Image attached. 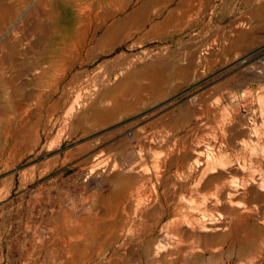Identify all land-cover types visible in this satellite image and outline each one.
I'll return each mask as SVG.
<instances>
[{"label": "rangeland", "instance_id": "374dc122", "mask_svg": "<svg viewBox=\"0 0 264 264\" xmlns=\"http://www.w3.org/2000/svg\"><path fill=\"white\" fill-rule=\"evenodd\" d=\"M66 1L0 0V264H264V0Z\"/></svg>", "mask_w": 264, "mask_h": 264}, {"label": "bare ground", "instance_id": "6f19581e", "mask_svg": "<svg viewBox=\"0 0 264 264\" xmlns=\"http://www.w3.org/2000/svg\"><path fill=\"white\" fill-rule=\"evenodd\" d=\"M64 3V7H66V6H68V4H67V1L66 0H62ZM68 13V12H67ZM69 15V14H68ZM244 143V142H243ZM203 144V143H202ZM210 145H211V143H210ZM209 145V146H210ZM243 145H245V143L243 144ZM200 146V145H199ZM212 146V145H211ZM201 148L203 147V146H200ZM215 147V146H214ZM197 149V148H196ZM215 149V148H214ZM212 151V150H211ZM195 154H196V156H197V158L196 159H198V160H196V161H200V160H202L203 158H205V151H203V149L202 150H194L193 151ZM214 153V152H213ZM207 157V156H206ZM216 157L217 156H215V154H211V156H209L208 155V158H207V166L204 168V170H203V175L201 176V178L199 179V181L197 182V184L196 185H194L196 188H207V187H209L210 186V184H211V180L212 179H210L208 176H207V174L208 173H210L209 171H212L214 168H215V162H216V160L217 159H219V158H217L216 159ZM222 158V157H221ZM206 159V158H205ZM219 161V160H218ZM197 162V163H198ZM201 162V161H200ZM219 163H220V161H219ZM199 164V163H198ZM217 164V163H216ZM199 166V165H198ZM219 167V166H218ZM217 168V167H216ZM241 168V167H240ZM239 167H238V169H240ZM242 168H243V166H242ZM218 169V168H217ZM217 169H215V171L217 170ZM237 169V170H238ZM241 170V169H240ZM243 170V169H242ZM213 172H214V170H213ZM219 184V183H218ZM235 184V183H234ZM217 185V184H216ZM181 187H182V185H181ZM236 187V186H235ZM238 187V186H237ZM221 188V190H225L226 191V193H227V196L228 197H232L233 195H234V192L232 191V190H234V187H233V183H232V185L230 184V185H225V184H223V186L222 187H220ZM220 188L218 187V192H219V190H220ZM236 189V188H235ZM198 190V189H197ZM204 191V190H203ZM238 194V193H237ZM207 199V198H206ZM204 201V200H203ZM206 201V200H205ZM220 201V200H219ZM237 201V200H236ZM208 202V201H207ZM228 202L231 204V205H233L234 204V201L233 200H231V199H229L228 200ZM219 203V202H218ZM240 205V204H239ZM200 221V220H199ZM202 222V223H201ZM201 222H199V223H201L200 224V226H198V228H199V230H201V231H215V230H220V229H222V227H221V225L220 224H218V222H217V224L215 223V222H203L202 220H201ZM220 222V221H219ZM183 223V222H182ZM189 224H190V222H189ZM191 226V225H190ZM193 227H195V225L193 226ZM192 227V228H193Z\"/></svg>", "mask_w": 264, "mask_h": 264}, {"label": "crops", "instance_id": "0c3cea01", "mask_svg": "<svg viewBox=\"0 0 264 264\" xmlns=\"http://www.w3.org/2000/svg\"><path fill=\"white\" fill-rule=\"evenodd\" d=\"M259 9H255L252 14L250 15L251 17V24L253 27V30L251 32L250 36H247L244 31H239L237 32L233 38L231 39V45H235L236 49L241 45L240 43L244 40L247 39V43L250 44L252 47H259L262 43H264V23H259ZM245 14H243V17ZM264 18V14L262 15ZM240 17H237L236 20H238ZM262 25V28L259 29L258 26ZM260 27V26H259ZM237 51V50H236ZM251 73H263L264 71V57H256L255 59H252L251 63L247 65V67ZM179 68L176 67V72Z\"/></svg>", "mask_w": 264, "mask_h": 264}, {"label": "built area", "instance_id": "2783aa9c", "mask_svg": "<svg viewBox=\"0 0 264 264\" xmlns=\"http://www.w3.org/2000/svg\"><path fill=\"white\" fill-rule=\"evenodd\" d=\"M243 110H244L245 114H249L250 113V110H248V108L246 106L243 107Z\"/></svg>", "mask_w": 264, "mask_h": 264}]
</instances>
